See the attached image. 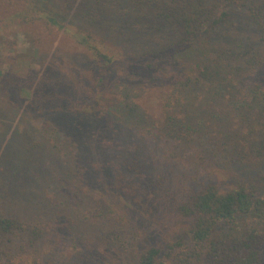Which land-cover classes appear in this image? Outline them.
Wrapping results in <instances>:
<instances>
[{
    "label": "trees",
    "instance_id": "16d2710c",
    "mask_svg": "<svg viewBox=\"0 0 264 264\" xmlns=\"http://www.w3.org/2000/svg\"><path fill=\"white\" fill-rule=\"evenodd\" d=\"M72 1L75 0H66L70 8ZM91 1L97 0H80V5L83 4L77 14L100 25L103 11H97ZM128 1L126 14L146 11L155 21V32L171 37V44L133 57V54H113L93 44L90 36L73 34L72 41L86 47L94 66L97 65L96 87L104 88L107 78L120 69L123 70L121 77L138 75L148 84L153 72L161 71L170 74L175 90L188 87L189 92L187 89L183 95L187 93L190 98V113L187 112L189 103L177 105V99L158 103L161 117L155 122L147 119V105L143 101L141 106L120 104L105 109L91 105L89 110L94 98L84 93L76 105L67 102L54 105L48 113L51 117L46 120L47 124L55 130L69 129L73 140L83 148L99 145L116 153L109 161L101 160L87 167L79 160L77 167L84 181L97 177L100 182L90 188L98 194L101 215L110 217L111 213L120 219L124 218L118 217V210L123 208L127 198L130 211L135 212L141 200L149 197L145 195V183L153 170L144 149L136 142L172 143L171 150L175 151L177 144L189 136L185 140L200 145L198 160L217 159L222 149L219 146H226L224 152L231 149V162L239 168L244 167L241 164L245 157L243 145L250 144V151L260 159L258 166L263 172L256 175L246 172L250 173L246 185L234 180L237 186L228 189L220 187L214 172H208L178 208L179 215L189 222L184 238L173 244L152 245L146 241L136 247L135 261L136 264H264V194H260L264 189V0ZM51 23L56 24L52 19ZM239 24L252 32L255 39L237 32L229 38L223 32ZM178 53L180 59L190 60V70L189 67L175 68L173 54ZM65 91L58 93L59 97L63 95L58 100L68 98V89ZM198 95L205 100L196 104ZM179 100L184 101V98ZM213 105L223 110L222 118H217L222 120L224 130L220 138L212 133L213 127L208 130L213 118L208 117L205 109H212ZM179 106L183 108L180 112L176 111ZM255 109L259 110L258 115L253 114ZM234 120L239 124L255 123L252 124L254 132L249 130L245 134H251L250 137L234 131L231 126ZM133 131L138 135L135 139L128 134ZM231 141L234 142L230 144ZM41 220V217L27 220L0 213V264H50L49 257L64 242L68 246H78L82 252L92 250L81 225L67 233L65 223L48 227ZM119 221V226L106 233L104 239L111 241L122 234L134 235L129 225ZM127 244L132 241L128 240Z\"/></svg>",
    "mask_w": 264,
    "mask_h": 264
},
{
    "label": "rangeland",
    "instance_id": "374dc122",
    "mask_svg": "<svg viewBox=\"0 0 264 264\" xmlns=\"http://www.w3.org/2000/svg\"><path fill=\"white\" fill-rule=\"evenodd\" d=\"M72 2L70 8L66 0H0V213L27 220L41 217L48 227L63 222L67 233L81 225L92 250L82 252L78 246L60 243L54 250L56 253L49 257L50 264H136L138 245L146 241L152 245L173 244L184 238L189 222L179 215L178 208L208 172H214L220 187L228 189L238 183L246 185L250 173L256 175L263 170L258 166L260 159L252 154L247 143L243 145L244 167L239 168L231 162V149L224 152L226 146H219L222 149L217 159L198 160L200 145L185 140L189 136L174 146L175 151L171 150L172 143L138 141L153 170L145 183V195L149 197L141 200L135 212L130 211L127 198L118 210L122 215L118 217L124 219L111 213L110 217L102 216L98 194L90 188L100 182L97 177L88 182L81 179L77 164L80 160L87 167L101 160L109 161L116 153L99 145L92 148L77 145L69 129L55 130L47 124L51 117L48 113L54 105L65 102L76 105L85 93L84 96L92 94L94 98L89 110L91 105L105 109L111 105H140L143 101L147 105V119L155 122L161 117L158 105L161 100L170 103L177 99V105H187L190 98L187 93L183 95L188 87L175 90L170 74L161 71L153 72L148 84L138 75L121 77L120 69L107 78L104 88L96 87L97 65L94 66L86 47L72 41L73 34L90 36L93 44L113 54H133V57L167 46L172 38L155 32V21L146 11L126 14L128 0L91 1L97 11H103L100 25L77 14L83 4L80 5V0ZM223 32L229 38L236 32L254 37L241 24ZM179 54H173L175 68L190 70V60L180 59ZM67 89L68 98L58 100L63 96L58 93ZM204 100L198 95L195 103ZM189 105L188 113L192 107ZM211 108L205 109L208 117L213 118L208 130L213 127L212 133L220 138L224 130L222 120L217 118H222L223 110L218 105ZM182 110L180 106L176 108ZM258 113L257 109L253 112ZM225 115L230 119L229 112ZM240 123L236 120L231 123L239 135L254 132L255 123ZM134 132L128 133L129 137L137 138ZM260 194H264V189ZM78 217L82 219L77 220ZM119 220L129 225L132 235L139 232L135 240L134 235L125 234L111 241L104 239L106 233L119 226ZM128 240L132 244H127Z\"/></svg>",
    "mask_w": 264,
    "mask_h": 264
}]
</instances>
